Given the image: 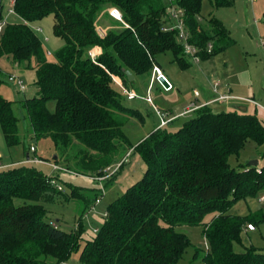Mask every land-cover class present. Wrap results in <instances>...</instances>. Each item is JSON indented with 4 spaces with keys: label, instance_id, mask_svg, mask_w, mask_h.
Listing matches in <instances>:
<instances>
[{
    "label": "trees",
    "instance_id": "trees-1",
    "mask_svg": "<svg viewBox=\"0 0 264 264\" xmlns=\"http://www.w3.org/2000/svg\"><path fill=\"white\" fill-rule=\"evenodd\" d=\"M175 2L183 9L188 41L198 48L200 59L233 43L218 19L210 16L206 28L200 25L202 0ZM232 3L211 0L214 7ZM6 4L7 0H0V19ZM109 7L118 9L122 19L115 20L117 28L100 34L98 18ZM14 11L19 21L7 22L0 32V55L11 56L17 64L36 60L37 95L23 104L34 136L50 138L63 153L62 162L78 173L106 174L126 145L131 152H140L146 167L142 178L107 206L96 236L83 244L81 224L65 231L47 218L42 202L64 195L63 188L50 183L54 177L27 163L1 169L0 264H58L73 252L79 264H178L191 245L185 234L175 230L184 224L203 226L207 242L203 264H264L263 250L252 246L234 250V244L242 245L246 225L254 223L227 213L236 200L264 189V165L236 168L228 161L247 140L264 143V120L214 112L208 104L196 109L177 130L168 131V123L135 147L124 131L130 119L142 115L123 103L112 86L115 80L125 85L126 70L135 77L150 75L158 66L156 55L167 51L182 69L189 66L176 31L163 30L168 22L163 1L15 0ZM49 14L53 33L64 41L55 62L47 60L41 40L27 25ZM94 48L99 52L92 57ZM3 82L0 69V86ZM49 100L55 101L54 111L46 107ZM0 129L7 145L19 143L18 119L11 103L1 96ZM82 196L72 189L64 197L69 201ZM208 213L214 215L204 222ZM198 255L196 249L193 258Z\"/></svg>",
    "mask_w": 264,
    "mask_h": 264
},
{
    "label": "rangeland",
    "instance_id": "rangeland-1",
    "mask_svg": "<svg viewBox=\"0 0 264 264\" xmlns=\"http://www.w3.org/2000/svg\"><path fill=\"white\" fill-rule=\"evenodd\" d=\"M162 1L165 5L168 3V0ZM7 7L6 4L4 17L7 22L19 21L16 16L7 14ZM110 9L111 7L107 9V12ZM210 16L221 21L227 28L233 43L197 62L185 53L184 59L189 66L184 69L174 60L171 51L157 54V65L172 83L171 90H165L159 81H153L148 74L137 75L125 85L113 83L112 86L122 98L123 103L139 109L142 115L141 119L132 118L124 126V131L134 147L147 138L160 124L162 117L156 113L157 109L166 117L183 111L191 102H203L207 98H213L218 95L217 92H226L236 98L211 103L210 108L214 112L232 111L256 115L264 120V112L244 100L253 99L264 104V0H233L231 5L218 7L212 6L211 0H202L199 15L202 27H207ZM100 17L109 25L111 24V27L117 28L114 25L116 22L114 19L107 15ZM27 25L41 40L47 60L55 62L56 52L64 41L53 33L52 14L28 21ZM35 66L34 57L29 62L17 64L11 56L0 55V69L4 80L0 86V96L11 103L13 114L18 119L20 140L17 145H7L0 129V163L6 167L21 166L29 153L30 156L36 154L60 165L61 170H54L48 164H26L41 170L47 177H54L57 183L61 184L64 192L62 197L42 202L47 210V218L56 222L65 231L76 230L81 224V244H83L86 238L96 236L97 230L104 222L107 206L114 199L121 197L129 186L142 178L146 164L139 151L131 152L132 149L128 150L129 146L126 145L110 165L111 170L113 171L123 158L126 161L111 179L103 181L104 194L101 195L98 189L99 183L90 177L91 173H78L73 167L62 162L63 153L58 151L50 138L37 139L34 136L23 106L27 98L37 95ZM12 74L22 80L24 90L19 89L16 80L8 79ZM127 89L136 93L137 97L128 100L124 93ZM147 95L152 96V105L145 100L144 97ZM46 107L49 111H54L55 101H47ZM194 115L193 112L181 116L169 123L166 129L175 131ZM30 147H35L36 152L30 151ZM127 150L129 154L126 153ZM58 155L59 158L54 159V156ZM253 160L258 161V166L264 165V143L259 145L252 140H247L244 147L237 154L230 155L228 159L231 166L236 168ZM72 189L78 190L83 196L67 201L64 196H70ZM97 197L100 201L95 203ZM227 213L247 217L255 225L254 231L244 228L241 235L242 245L234 244V250L241 252L244 246H252L264 251V189L254 196L236 200L230 205ZM213 215V213L206 214L204 222H209ZM202 229V225L184 224L175 227V230L185 234L191 243L178 264H203L201 256L207 250V242ZM196 249L199 255L194 259L193 254ZM58 264H79L77 252H73L67 260Z\"/></svg>",
    "mask_w": 264,
    "mask_h": 264
},
{
    "label": "built area",
    "instance_id": "built-area-1",
    "mask_svg": "<svg viewBox=\"0 0 264 264\" xmlns=\"http://www.w3.org/2000/svg\"><path fill=\"white\" fill-rule=\"evenodd\" d=\"M14 3L15 0H7V14L10 16L15 15V11H14ZM166 11H167V15H168V22L166 23V25L164 26L163 30L164 31H176V37L177 40L183 45V50L184 53H188L195 62H197L198 60H200L199 56L197 55L198 52V48L194 45H192L191 43H189L188 39H189V33L186 29L185 23H184V18H183V9L175 2V0H168V3L166 4ZM109 14L112 16L113 19L121 21L122 16L121 13L118 9L116 8H111L109 10ZM7 23V19L3 17L2 19H0V32L2 31L3 27L6 25ZM208 50L211 49V44H209L207 46ZM96 51L95 50H91L90 51V55L92 57L96 56ZM163 76L164 79L168 82V87H163L165 90H171L172 89V84L171 82L167 79V77L162 73L161 69L159 68V66H154L152 69V80L153 81H158L159 77ZM8 79L10 81L16 80V83L19 86L20 90H24L25 86L22 82V80L17 76V75H9ZM215 91V90H214ZM217 92V91H215ZM125 96L128 100H132L134 98L137 97L136 93H134L132 90L127 89L124 90ZM218 95L213 97L210 101L207 102H203V103H198V102H191L189 104L188 107H185L183 111L176 113V114H172V115H168V116H164L162 113H160V111L157 109L156 113L158 115H160L161 118V122L160 125L158 126V128L163 127L165 125H167L169 122L178 119L181 116H185L186 114H190L192 112H194L196 109L200 108L201 106L204 105H208L211 104L213 102L219 103L228 99H232V98H236L234 96L229 95L226 92L223 93H219L217 92ZM145 100L149 103V104H153V100H152V96L151 95H147L146 97H144ZM252 104H254L256 107H258L262 112H264V104H260L257 101L253 100V99H244ZM30 151L32 152H36V148L35 147H30ZM129 154V153H127ZM126 159L123 158L118 165L114 168V170L112 171L111 168H107L106 169V174L104 175H92L90 176L93 180L97 181L99 183V192L101 195L104 194V187L102 185L103 181H105L107 178H109L113 173H115L122 162H125ZM24 163H28V164H36V163H41V164H48L50 165L54 170H61L62 167L60 165H58L57 163H52L48 160H45L41 157H39L38 155L34 154L33 156H30V154H28L26 160L24 161ZM8 167V166H7ZM6 168L5 165H2L0 163V170ZM68 169V168H66ZM50 183L54 186H56L58 189H62L61 185L59 183H57L56 179H51ZM100 200L97 197L95 200V203H98ZM245 229L247 230H254L255 226L252 223H248L245 227Z\"/></svg>",
    "mask_w": 264,
    "mask_h": 264
},
{
    "label": "crops",
    "instance_id": "crops-1",
    "mask_svg": "<svg viewBox=\"0 0 264 264\" xmlns=\"http://www.w3.org/2000/svg\"><path fill=\"white\" fill-rule=\"evenodd\" d=\"M108 17H110V18H112V16L109 14V11H108V13L106 14ZM15 16V15H14ZM113 19V18H112ZM115 20V19H114ZM111 27V24L109 25V23H107V22H105L101 17L99 18V20H98V28H99V30H101L102 32L103 31H105V30H107L108 28H110ZM94 50L96 51V52H99V48H94ZM150 77H152V72H151V74H150ZM134 78H135V76H134ZM133 78V79H134ZM168 79V78H167ZM169 80V79H168ZM115 83L116 84H121V81L118 79V80H115ZM172 84V83H171ZM172 88H173V85H172ZM212 98L210 97V98H207L205 101H203V102H207V101H210ZM203 102H200V103H203ZM199 103V102H198ZM181 112V111H180ZM179 113V112H178ZM173 121H175V120H173ZM173 121H171V122H173ZM171 122H169V123H171ZM160 125V124H159ZM158 125V126H159ZM158 126H156L154 129H157L158 128ZM28 154L29 153H27V155H26V158H27V156H28ZM255 226V225H254ZM255 230V229H254ZM254 230H248V231H254Z\"/></svg>",
    "mask_w": 264,
    "mask_h": 264
},
{
    "label": "water",
    "instance_id": "water-1",
    "mask_svg": "<svg viewBox=\"0 0 264 264\" xmlns=\"http://www.w3.org/2000/svg\"><path fill=\"white\" fill-rule=\"evenodd\" d=\"M99 32H100V34H102L101 30H99ZM125 75L127 76L128 81L133 80V78H134V75L128 70L125 71ZM158 81L162 84L163 87H168V82L164 79L163 76H160ZM55 157L56 156H54V158ZM248 164L252 165V166H256V165H258V161L253 160V161H250Z\"/></svg>",
    "mask_w": 264,
    "mask_h": 264
}]
</instances>
